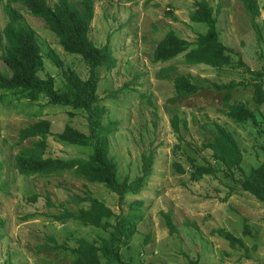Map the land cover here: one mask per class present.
<instances>
[{
	"label": "rangeland",
	"instance_id": "obj_1",
	"mask_svg": "<svg viewBox=\"0 0 264 264\" xmlns=\"http://www.w3.org/2000/svg\"><path fill=\"white\" fill-rule=\"evenodd\" d=\"M58 1L47 0L50 6ZM199 1L95 0L90 38L99 48L108 45L117 62L113 68H99L98 94L106 110L104 124L113 126L110 156L117 162L120 181L142 174L143 154L155 156L152 175L141 191L127 195L121 205L119 196L104 185L85 182L70 172L51 178L22 175L17 156L39 141L19 143L22 129L48 119L52 135L45 157L86 159L92 147L63 145L55 135L66 125L87 132L88 122L83 112L49 104L45 97L29 101L0 90V264H73L68 248L76 247L79 240L100 245L108 230L56 220L65 211H78L77 198L87 193L116 214L136 212L131 243L121 250L126 264H185L190 259L201 264H264V205L240 185L245 174L264 163V103L254 99V84L262 83L264 90V81L252 74H264V0H259L262 11L255 24L241 0H206L218 15L221 41L237 53L226 67L188 65L184 54L155 62L154 50L168 33L195 42L207 32L204 24L191 20ZM8 9L17 11L36 33L44 61L42 78L52 76L57 89L64 88L63 70L88 79L82 58L66 52L45 21L21 3L2 0L0 31L10 22ZM179 75L190 76L203 88L177 99L173 80ZM231 83L236 84L232 90L215 87ZM229 92L230 104L253 111L257 125L226 115ZM214 123L226 128L241 149L239 168L226 169L204 148L213 139ZM199 165L212 166L216 173L196 181L192 176ZM218 230L230 232L243 246H232Z\"/></svg>",
	"mask_w": 264,
	"mask_h": 264
},
{
	"label": "trees",
	"instance_id": "obj_2",
	"mask_svg": "<svg viewBox=\"0 0 264 264\" xmlns=\"http://www.w3.org/2000/svg\"><path fill=\"white\" fill-rule=\"evenodd\" d=\"M21 3L31 15L45 21L50 30L58 38L59 44L66 52L78 55L89 69V77L83 80L72 70H63L64 88L55 87L54 78H42L39 72L44 61L42 49L36 33L15 10L8 9L10 22L0 31V90L13 91L22 99L39 101L45 97L49 104L63 106L72 111L83 112L87 119L88 131L84 132L71 125H66L62 132L55 135L58 143L69 146L92 147L89 157L63 159L45 157L48 149L47 139L52 135V123L48 119H40L35 124L21 130L19 143L30 139H39L32 148L25 149L17 156V169L24 176H39L43 178L59 177L66 172L92 184H102L110 192L120 198V205L127 195L138 194L147 179L152 175L155 156L152 152L142 156V174L134 180L120 181L117 162L110 156V133L113 126L104 124L105 108L100 104L101 97L98 87L101 82L99 68L116 66V58L109 46L97 47L90 38L92 22L95 17V0H59L50 6L47 0H13ZM133 3L136 0H120ZM245 9L251 14L254 24L261 15L259 0H241ZM2 0H0V3ZM191 20L204 24L207 32L200 34L195 42H189L176 33H168L154 50L155 62H169L180 55H185L188 65H208L221 69L231 64L233 55L237 53L226 46L220 39L218 15L215 8L206 0L196 3L191 14ZM53 62L63 68L61 60L52 55ZM242 65V63H241ZM250 72V70H246ZM255 79L264 81L262 72H252ZM176 98H184L198 93L203 87L190 76L179 75L174 78ZM217 89L232 90L236 84L215 86ZM256 103H264L263 84H254ZM230 92L225 96L226 115L237 122L252 121L258 124L256 114L243 104H230ZM173 127L179 133V121L173 119ZM187 127V122H185ZM213 139L204 144L205 149L213 153L215 161L228 170L239 168L242 162V152L232 134L223 126L213 124ZM179 171L184 169L177 166ZM216 169L212 166H196L193 179L198 181L205 175H214ZM241 189L250 193L264 205V163L245 174L240 181ZM78 211H65L56 217L58 221L73 220L83 226H92L109 231V236L100 245L85 239L78 241L77 246L68 248L75 260L73 264H126L121 258V250L128 247L133 237L136 222V212L116 214L103 201L90 193L78 197ZM135 203L132 205L134 206ZM115 218L113 222L111 219ZM171 232L175 231L173 222L166 216ZM218 233L230 242L232 246L243 242L226 230ZM185 264H201L199 259H190Z\"/></svg>",
	"mask_w": 264,
	"mask_h": 264
}]
</instances>
